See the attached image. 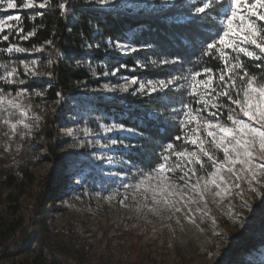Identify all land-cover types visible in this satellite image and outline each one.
Segmentation results:
<instances>
[{"label":"rangeland","instance_id":"rangeland-1","mask_svg":"<svg viewBox=\"0 0 264 264\" xmlns=\"http://www.w3.org/2000/svg\"><path fill=\"white\" fill-rule=\"evenodd\" d=\"M23 10L30 9L0 11V18L9 13L20 16ZM13 31V41H22ZM19 42L14 43L22 46ZM33 54L13 53L9 60L0 61L9 69L15 65L19 76L14 79L24 81L6 84L0 80V88L13 94L27 88L30 95L24 102L31 108L29 118L24 119L31 125L30 134L23 124L12 134L3 123L8 114L0 117V216L19 224L16 234L0 245V264H17L39 254H54L61 264H264V217L240 207L243 201L257 208L261 201L246 185L241 186L244 195L234 190L222 201L223 207L209 197L207 215L202 219L200 213H194L195 223L185 218L187 210L174 215L147 211L143 199H133L132 189L123 187L124 183L134 184L138 179L134 174L141 169L129 160L128 150L93 146L112 135L104 134L99 125L114 122V116L103 110L93 112V104L86 100L94 94L129 97L128 101L143 97L92 91L105 82H118L102 76L96 87H81L69 98L57 92L53 99L51 85L45 90L26 86L34 77L24 75L21 60L36 59L41 72L48 71V63L38 56L15 57ZM4 74L5 69L0 68V76ZM10 119L23 118L14 114ZM85 129L92 134L86 135ZM48 131L59 135L57 144H49ZM256 152L260 154L258 145ZM67 155L72 158H65ZM98 155L105 159L97 160ZM230 206L231 215L246 223L232 222L227 211Z\"/></svg>","mask_w":264,"mask_h":264},{"label":"snow or ice","instance_id":"snow-or-ice-1","mask_svg":"<svg viewBox=\"0 0 264 264\" xmlns=\"http://www.w3.org/2000/svg\"><path fill=\"white\" fill-rule=\"evenodd\" d=\"M88 2L92 5L88 10L98 14L149 6L153 10L163 11L162 6H172V11L183 10L181 18L191 28L205 23L212 25L200 40L199 58L194 67L187 69L180 57L166 56L151 43L141 42L137 45L127 39L125 42L117 40L109 43L113 51L124 56L133 53H142L143 56L134 57L131 69L121 62L114 69L105 70L104 77L117 76L121 69L135 72L166 68L167 74L164 78L146 79L121 76L117 83L105 82L92 91L118 92L131 97L155 95L157 99L162 94L180 105L171 108L177 134L169 142L159 145L154 165L148 170L137 169L134 174L138 176L137 181L134 184L124 183V189H132L133 199L137 196L142 198L149 212L159 214L167 211L174 215L187 210L184 212L185 218L195 223L194 213H200L202 219L207 215L209 197L217 207H223L222 201L232 196L234 190L244 195L241 186L246 185L247 191L253 193L261 203L253 208L241 201L240 207L253 216L259 214L264 217V0H159V3L156 0H143L135 4L122 0ZM50 3L51 0H22L20 4L17 0H0V11L8 12L18 7L45 9ZM58 8L62 15H68L70 11L67 0L59 3ZM21 20V16L11 13L6 18H0V41L8 42L13 30L20 40L35 35L34 31L19 35L23 32ZM46 44L53 45V41L48 40ZM44 51L43 46L29 49L16 43L0 47V53L9 56L13 53ZM244 58L259 63L249 64ZM47 63L50 65L53 61L48 60ZM20 64L25 76L39 77L45 74L41 72L36 59L21 60ZM0 68L5 69V74L0 76L4 83L24 82L14 79L19 76L15 65L9 69L8 64L0 63ZM253 68L260 71L257 73ZM47 75L51 77L52 72H47ZM92 75H97L94 69ZM29 95L27 88L17 89L14 94L0 88V117L5 112L8 114L3 123L8 125L12 134L16 133L18 124H23L29 130L28 134L31 132V125L24 123L31 111L24 102ZM167 111L165 105L163 111L151 115L166 116ZM14 114L23 119L12 122L10 118ZM99 128L104 134H112L106 135L105 143L96 141L93 144L102 149H135L139 152L149 143L145 131L138 130L139 125L127 126L124 122L114 121L100 124ZM84 131L86 135L92 134L88 129ZM96 159L103 160L105 157L98 155ZM108 162H113L111 157H108ZM127 199L125 195L124 200ZM227 211L233 223H246L242 217L231 215V206Z\"/></svg>","mask_w":264,"mask_h":264},{"label":"trees","instance_id":"trees-1","mask_svg":"<svg viewBox=\"0 0 264 264\" xmlns=\"http://www.w3.org/2000/svg\"><path fill=\"white\" fill-rule=\"evenodd\" d=\"M61 2L65 0H51L50 6L45 9L33 8L21 11L20 26L23 32L20 36L29 31H34L35 35L20 42L13 41L16 37L13 31L8 42L0 41V47H5L8 43L19 42L29 49L41 46L45 48L42 53L31 52L34 54L15 57L38 56L44 63L48 60L53 61L52 64H48L47 68V72H52L51 77L47 74L34 77L33 82L26 85L29 88H41L42 90L51 85V98L53 99H56L57 92H60L63 98H69L74 97L75 92L81 87H96L103 80L105 70L114 69L121 62L126 63L128 69H131L134 66V57L143 56L142 53L124 56L115 52L109 47L108 40L125 42L127 39L137 45L141 42L151 43L154 48L166 56L180 57L184 68L187 69L194 67L195 61L199 58L200 40L212 27L211 23H205L198 28L189 27L181 18L183 10L172 11V6H162L163 11L153 10V8L136 11L124 8L117 13L98 14L88 10L92 7L88 0H67L70 11L68 15H62L58 8ZM48 40H52L53 45H47ZM57 53H62V55ZM9 59V55L5 53L0 55V61ZM244 59L249 64L259 63ZM213 63L216 62L213 61ZM93 69L97 72L98 78L92 75ZM252 70L257 73L260 71L258 68ZM166 74V68L144 69L135 72L121 69L117 76H109V79L117 82L121 76H135L140 79L164 78ZM105 97L107 96L94 94L86 100L93 104V112L103 110L109 117L114 116L116 122H124L127 126L139 125L138 130L145 131L149 139L145 148L139 152L135 149L128 150L126 154L135 165L148 170L157 159L155 153L159 151V145L169 142V139L178 132L176 122L171 118V108L180 107V105L169 101V98L162 94L160 99L154 95L136 100L133 98L131 101H128L129 97L123 96L115 97V99H111L112 97L105 99ZM136 103L140 106L138 107ZM165 105L168 108L166 116L151 115L163 111ZM48 133L49 144H57L60 139L59 135L54 131H48ZM65 158L71 159L72 156L67 155ZM18 229V223L0 216V245L12 238ZM47 232L50 234V231ZM17 264H61V262L54 254H39L37 257L25 259Z\"/></svg>","mask_w":264,"mask_h":264},{"label":"bare ground","instance_id":"bare-ground-1","mask_svg":"<svg viewBox=\"0 0 264 264\" xmlns=\"http://www.w3.org/2000/svg\"><path fill=\"white\" fill-rule=\"evenodd\" d=\"M67 178V177H66Z\"/></svg>","mask_w":264,"mask_h":264}]
</instances>
